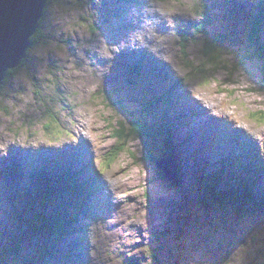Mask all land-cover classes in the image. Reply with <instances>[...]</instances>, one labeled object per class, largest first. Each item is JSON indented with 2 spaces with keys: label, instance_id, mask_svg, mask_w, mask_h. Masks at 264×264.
Here are the masks:
<instances>
[{
  "label": "rangeland",
  "instance_id": "obj_1",
  "mask_svg": "<svg viewBox=\"0 0 264 264\" xmlns=\"http://www.w3.org/2000/svg\"><path fill=\"white\" fill-rule=\"evenodd\" d=\"M131 1L48 6L0 86V264H264V25L248 40L264 0H199L207 36L232 41L226 72L201 66L199 18ZM132 119L155 140L127 139ZM167 148L179 187L154 163ZM54 208L60 240L29 238Z\"/></svg>",
  "mask_w": 264,
  "mask_h": 264
},
{
  "label": "trees",
  "instance_id": "obj_2",
  "mask_svg": "<svg viewBox=\"0 0 264 264\" xmlns=\"http://www.w3.org/2000/svg\"><path fill=\"white\" fill-rule=\"evenodd\" d=\"M86 2V1H92V0H50L47 3V6L44 10V15L47 12L48 6L52 5V4H59L60 2H66L69 4H72V2L77 5V2ZM202 12V11H201ZM43 15V16H44ZM252 30L249 36V42L250 44H260V32L262 29V25H264V1L262 4V8H260V10L258 11L257 14L252 15ZM43 18V17H42ZM42 18L38 24V28L35 32V34L33 35V37L30 40V47L26 52L25 58L22 60L21 64L15 68L14 70H11L7 73L6 77L4 78L3 82L1 85H4L5 83H7L8 81H10L11 79L15 78L19 72V70L24 66L28 54L31 50H33L34 48H36L38 45L44 43V35L41 33V23H42ZM200 23H198V27L193 28L194 30L192 31V35L195 38H198V43H197V48H198V52H199V58L201 61V66L205 69L206 67H210L213 68L214 71H218V68H220V70L222 71H229L227 66H230L229 63H226L225 61L221 60V57H228L230 55L229 51H224V52H217L216 48L218 46H226L227 43L232 41H226V37L223 35H217V36H207L208 34L206 33V28L209 26V17L208 15H204L201 13L200 17H199ZM201 22L203 23L202 26H200L199 24H201ZM254 40V41H253ZM199 41H201V44L198 46ZM189 43V42H187ZM183 39L182 42H179V45L181 47V52H185V47L186 44ZM234 44H229V46H227V48H231V46H233ZM141 66V64H137L135 69L138 70L139 67ZM187 69H189V67H186ZM232 71V70H231ZM201 71H199L200 73ZM57 73V72H56ZM55 73V75H56ZM149 106H153L152 103H148V105L144 108L143 111L147 112L150 111L147 108H151ZM121 125V127L123 128L122 123H119ZM129 126H131V128H129L124 134H126V138L130 139V138H136V139H140L143 143H144V137L147 138H152L153 140H155L154 137H156L155 132L150 131L151 128L149 127L148 123L144 122L141 123L138 120H130L128 122ZM48 124H44L43 127H45L46 129L48 128ZM125 126V124H124ZM121 128V130H122ZM159 133L161 137H167L165 135V133L167 134V130H164V127L160 126L159 128ZM122 137V136H121ZM130 137V138H129ZM115 139L116 141L121 140L120 137L117 135H115ZM167 139V138H165ZM166 142H168V140H165ZM124 150V148L122 147H118L116 149L117 154H120L122 151ZM174 153V152H173ZM165 157L169 156L171 157L172 161H175L176 158L173 154H171L169 152V149L167 148L164 152ZM151 158V161L154 162L155 158ZM113 160L108 161L107 165H106V169L109 168L110 164L112 163ZM17 169L14 171L15 176H18L16 174ZM56 177H48L45 174V171H43L40 175V178L42 179L43 183L46 185H50V183H52L55 186H60V174H55ZM55 180L52 181V180ZM65 179V178H63ZM83 186V185H82ZM74 192L76 191H80L82 192V188L78 187V186H74L73 187ZM76 190V191H75ZM56 201V200H55ZM54 201V203H55ZM31 224L33 225L34 228L30 229V227H26V231H30L31 234H29V238H31V236H43V237H55L57 239L60 240V209H56L54 208V210L51 212L50 215L48 216H42L38 221L34 220L31 222ZM54 238V239H55ZM59 240L57 242V244H59ZM18 253V243H16V245L13 247V249L11 251H8L6 254H8V256H16V254Z\"/></svg>",
  "mask_w": 264,
  "mask_h": 264
},
{
  "label": "water",
  "instance_id": "obj_3",
  "mask_svg": "<svg viewBox=\"0 0 264 264\" xmlns=\"http://www.w3.org/2000/svg\"><path fill=\"white\" fill-rule=\"evenodd\" d=\"M49 1L0 0V86L7 73L17 68L25 58L30 40ZM168 160L171 161L169 156L167 159L156 160V169L161 171L168 182L179 187L176 168Z\"/></svg>",
  "mask_w": 264,
  "mask_h": 264
},
{
  "label": "clouds",
  "instance_id": "obj_4",
  "mask_svg": "<svg viewBox=\"0 0 264 264\" xmlns=\"http://www.w3.org/2000/svg\"><path fill=\"white\" fill-rule=\"evenodd\" d=\"M156 2L158 3V11L166 17L183 14L195 19L200 17L202 11L199 0H156ZM252 119L257 124H264V113L258 114Z\"/></svg>",
  "mask_w": 264,
  "mask_h": 264
},
{
  "label": "bare ground",
  "instance_id": "obj_5",
  "mask_svg": "<svg viewBox=\"0 0 264 264\" xmlns=\"http://www.w3.org/2000/svg\"><path fill=\"white\" fill-rule=\"evenodd\" d=\"M128 1H131V0H128ZM131 2H133V1H131ZM135 4H136V3H135ZM136 5H137V4H136ZM136 26H137V25H136ZM136 26H135V27H136ZM138 26H139V25H138ZM119 44H120V43H119ZM129 50H130V49H129ZM134 53H135V52H134ZM197 102H198V103H197V105H195V106L200 108V104H201V103H200V101H197ZM201 106H202V105H201ZM203 110L205 111V108H203ZM238 132H242V133L244 134V136H248L246 130H241V129H239ZM242 136H243V135H242ZM251 137H252V136H251ZM254 138H255V137H254ZM252 139H253V138H252ZM248 141H249V140H248ZM250 142H252V141H250ZM252 143H253V142H252ZM211 144H212V143H210V145H211ZM231 149H232V148H231ZM229 151H230V150H229ZM226 152H227V153H223V154H224V155H225V154H228V150H227Z\"/></svg>",
  "mask_w": 264,
  "mask_h": 264
},
{
  "label": "snow or ice",
  "instance_id": "obj_6",
  "mask_svg": "<svg viewBox=\"0 0 264 264\" xmlns=\"http://www.w3.org/2000/svg\"><path fill=\"white\" fill-rule=\"evenodd\" d=\"M105 170V165L102 163L101 164V172H103Z\"/></svg>",
  "mask_w": 264,
  "mask_h": 264
}]
</instances>
